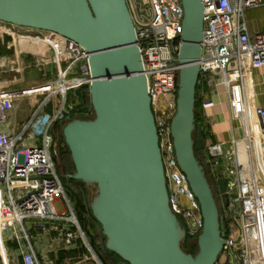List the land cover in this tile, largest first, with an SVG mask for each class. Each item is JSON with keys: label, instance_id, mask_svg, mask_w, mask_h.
<instances>
[{"label": "built area", "instance_id": "1", "mask_svg": "<svg viewBox=\"0 0 264 264\" xmlns=\"http://www.w3.org/2000/svg\"><path fill=\"white\" fill-rule=\"evenodd\" d=\"M126 2L142 54L170 207L185 231L182 245L191 249L204 221L200 204L177 163L171 135L182 66V0ZM202 2L198 89L202 94L206 89L212 96L201 102V112L208 121L218 87L224 86L240 132L238 139L205 147L206 162L227 182L228 204L222 213L225 245L220 260L264 264V108L255 106L251 112L246 96L251 72L264 66V31L250 35L246 11L264 8V0ZM2 36H11L17 48L13 54L0 56V264H56L50 253L57 257L60 251L81 248L84 254L77 252L64 264H105L107 254L91 244L83 229L89 223L79 218L66 187L72 186L73 174H61L57 163V129L63 130L74 118L81 95L91 104V53L54 32L0 21ZM28 67L41 73L40 83L17 85L18 81L7 79ZM25 97L34 103L26 123L15 130L10 112ZM83 217L92 221L87 214ZM118 264L127 263L120 260Z\"/></svg>", "mask_w": 264, "mask_h": 264}, {"label": "water", "instance_id": "2", "mask_svg": "<svg viewBox=\"0 0 264 264\" xmlns=\"http://www.w3.org/2000/svg\"><path fill=\"white\" fill-rule=\"evenodd\" d=\"M182 5V66L171 135L177 163L204 221L195 254L182 247L185 231L170 207L142 54L126 0H0V21L54 32L91 53L94 118L71 119L63 136L75 167L73 180L97 188L90 209L105 247L127 264H219L225 245L215 188L198 156L205 148L203 123L196 119L204 5L202 0H182ZM214 175L226 207L227 182L220 173ZM66 187L84 222L78 194ZM83 229L94 245L89 227L84 224Z\"/></svg>", "mask_w": 264, "mask_h": 264}, {"label": "crops", "instance_id": "3", "mask_svg": "<svg viewBox=\"0 0 264 264\" xmlns=\"http://www.w3.org/2000/svg\"><path fill=\"white\" fill-rule=\"evenodd\" d=\"M246 21L250 35L258 31H264V8L246 11ZM16 48L17 46L11 36L0 37V56L13 54L16 52ZM38 77H41V73L35 68L28 67L24 69L22 73L9 76L7 79L18 81L17 85H25L26 82L37 80ZM32 82L33 84H38L41 81ZM211 94V92L210 94L207 93L206 89H204L203 94L200 89H197V98H200L201 101L211 98ZM246 96L248 108L251 112L253 111L255 106L264 108V66L262 68L254 69L251 72V75L247 82ZM214 99L216 102V106L208 111V121L205 122V116L200 110V122H204L203 132L205 147L211 142H231L233 139H238L240 137V132L238 130L239 124L237 121L232 119L230 113L229 97L225 92L224 86L218 87V96H216ZM21 103L22 100H17L14 103V109L10 112V116L13 115L16 110L21 109ZM33 103L34 102H32L31 100L28 101L29 109H31ZM198 156L208 176L214 178L215 180L213 168L206 162L205 159V148L204 150L198 152ZM83 185L85 193L87 195L88 205L90 207V202L92 201L96 193L93 192L92 186H88L85 184ZM70 195L73 198L76 206V197L72 193ZM88 226L93 234L102 235L99 224L97 222L95 224L93 219ZM79 255H82V253H79ZM50 257L51 259L55 258V261L58 262V256L56 257L50 253ZM70 258H65L60 263L64 264L65 260Z\"/></svg>", "mask_w": 264, "mask_h": 264}, {"label": "trees", "instance_id": "4", "mask_svg": "<svg viewBox=\"0 0 264 264\" xmlns=\"http://www.w3.org/2000/svg\"><path fill=\"white\" fill-rule=\"evenodd\" d=\"M80 94V93H79ZM198 103L196 106V119L197 122L201 121L200 118V110H201V100L200 98H198ZM91 114H93V111H91V104L90 102L81 95L80 97V104L76 106L75 110L73 111V115L72 117L77 118V117H87L90 116ZM57 140L59 143V148H58V157H57V163H58V167H59V171L61 172V174L65 175V174H73V171H71V165L70 163H68V159H69V155L70 152L68 150V147L65 143L64 140V136H63V130L62 129H57ZM72 165H74L72 163ZM71 188L78 194L79 198H80V210L82 215H88L89 219H93L94 223L96 224V220L93 218L91 209L88 205V200H87V195L85 193L84 190V185L79 182V181H73V184L71 186ZM90 223L92 221H88L86 220V218H84V222ZM90 229V228H89ZM91 231V229H90ZM92 233V232H91ZM93 234V233H92ZM94 239H95V244H96V248L98 251L100 252H105L107 254V259L106 262L107 264H118V262H120V258L113 252H110L106 249L105 247V238L103 235L101 234H93ZM186 248V247H184ZM188 249V248H186ZM83 253V249H79V250H74V251H60L59 255H58V262L57 264H61L60 262L65 259V258H70V257H75L76 253ZM188 252L195 254L197 252V245H193L191 249H188ZM17 264H22L21 262L17 263Z\"/></svg>", "mask_w": 264, "mask_h": 264}, {"label": "rangeland", "instance_id": "5", "mask_svg": "<svg viewBox=\"0 0 264 264\" xmlns=\"http://www.w3.org/2000/svg\"><path fill=\"white\" fill-rule=\"evenodd\" d=\"M40 79H41V77H38L37 80H32V81H41ZM32 81L31 82H26L25 85L27 86V85L33 84ZM21 89H23V88L21 87ZM21 100H22L21 109L16 110L13 115L9 116L10 119H11L13 128L15 130H18L19 128H21L22 124L26 123V121H27V119L29 118V115H30V109H29V106H28V101L30 99L25 97V98H22ZM50 115H51V109H50ZM77 118L86 119V120L93 119L94 118V113L91 114L90 116L85 117V118L84 117H77ZM68 163H70L71 171H73V174H74L75 173V167H74V165H72L73 161H72V158H71V154L69 155ZM209 179L211 180V182L213 184V187L215 188V195L217 196V200H218L219 206H220V214H222L223 213V207H222L223 205H222V202H221L220 195H219V193L217 191V188H216L215 180H214V178H211V177H209ZM91 186H92L93 192L97 193L96 186L95 185H91ZM56 206H57L58 209H62L60 203H57ZM219 263L225 264L224 263V259H221L219 261Z\"/></svg>", "mask_w": 264, "mask_h": 264}, {"label": "flooded vegetation", "instance_id": "6", "mask_svg": "<svg viewBox=\"0 0 264 264\" xmlns=\"http://www.w3.org/2000/svg\"><path fill=\"white\" fill-rule=\"evenodd\" d=\"M223 207V206H222ZM182 247H183V245H182ZM184 248V247H183ZM185 250H186V248H184ZM187 251V250H186Z\"/></svg>", "mask_w": 264, "mask_h": 264}]
</instances>
